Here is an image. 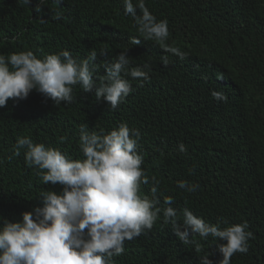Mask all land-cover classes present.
Wrapping results in <instances>:
<instances>
[{
  "label": "trees",
  "instance_id": "1",
  "mask_svg": "<svg viewBox=\"0 0 264 264\" xmlns=\"http://www.w3.org/2000/svg\"><path fill=\"white\" fill-rule=\"evenodd\" d=\"M145 2L157 19L168 20L167 43L185 51V59L144 40L124 13L123 0H48L39 13L37 0L29 5L0 0V54L31 50L43 57L68 50L85 58L95 49L100 63L128 48L130 66L149 63L151 69L148 81L129 77L132 91L115 110L79 87L70 104L53 105L33 90L26 99H9L0 107V217L18 220L41 206V192L62 190L44 184L23 151L13 156L18 137L82 159L81 125L99 133L126 122L141 132V167L160 181L161 201L172 196L176 209L187 207L221 226L225 220L247 222L248 252L234 254L231 264H264V0ZM56 11L62 19H53ZM132 36L141 44L131 45ZM164 55L167 66L160 61ZM102 74L101 68L97 75ZM213 90L225 92L227 102L214 99ZM181 142L183 153L177 148ZM180 180L199 188L181 190ZM150 187L151 181L141 185L142 194ZM220 243L209 236L197 253L176 238L161 214L146 234L126 240L124 253L113 259L115 264H199L207 252L218 264Z\"/></svg>",
  "mask_w": 264,
  "mask_h": 264
},
{
  "label": "clouds",
  "instance_id": "2",
  "mask_svg": "<svg viewBox=\"0 0 264 264\" xmlns=\"http://www.w3.org/2000/svg\"><path fill=\"white\" fill-rule=\"evenodd\" d=\"M19 2L29 5L31 0ZM47 3L37 0L35 11L41 12ZM123 4L124 13L133 18L144 40L155 41L181 60L187 57L181 48L167 43L168 20L157 19L145 0H123ZM62 18L60 12H54L53 19ZM130 43L139 45L141 39L132 36ZM97 55L95 49L85 58L74 57L68 50L43 57L31 50L0 54V107L9 99H26L33 90L53 105L70 104L75 99L74 89L79 87L115 110L132 91L129 77L141 83L150 78L149 63L130 66L128 48L111 61L97 63ZM160 61L167 66L169 58L164 55ZM101 68L103 74L97 75ZM211 95L227 102L223 91L213 90ZM140 139V130L130 128L126 122L99 133L81 125L79 148L83 158L79 159L34 142L31 137H18L13 156L23 151L26 164L38 169L42 182L59 184L62 190L41 192V206L22 212L18 220L0 217V264H115L113 258L124 253L125 241L146 234L161 214L176 238L183 245L194 246L197 253L204 251L201 241L209 236L222 240L218 264H231L234 254H246L252 236L247 222L230 224L225 220L221 226L205 221L187 207L176 209L172 196H164L161 201L160 181L155 176L149 178L141 167L144 160L138 151ZM177 148L186 151L182 142ZM150 181L149 192L142 194L141 185ZM177 187L195 192L199 185L180 180ZM199 264H213L209 253L199 256Z\"/></svg>",
  "mask_w": 264,
  "mask_h": 264
}]
</instances>
